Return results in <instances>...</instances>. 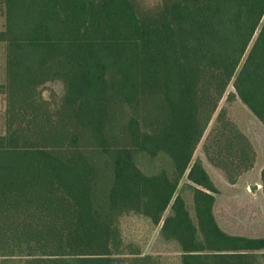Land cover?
Instances as JSON below:
<instances>
[{
    "label": "trees",
    "instance_id": "1",
    "mask_svg": "<svg viewBox=\"0 0 264 264\" xmlns=\"http://www.w3.org/2000/svg\"><path fill=\"white\" fill-rule=\"evenodd\" d=\"M1 1L0 264H154L125 252L131 212L161 225L181 264H264V237L221 228L193 159L231 84L227 99L264 124V0ZM56 80L64 91L46 96Z\"/></svg>",
    "mask_w": 264,
    "mask_h": 264
},
{
    "label": "rangeland",
    "instance_id": "2",
    "mask_svg": "<svg viewBox=\"0 0 264 264\" xmlns=\"http://www.w3.org/2000/svg\"><path fill=\"white\" fill-rule=\"evenodd\" d=\"M152 6L158 0H143ZM140 3L143 4L140 0ZM4 3L0 0V30L5 28ZM7 46L0 42V86L6 80ZM61 94L64 87L60 81L48 83L46 96ZM234 92L232 84L220 102L205 134L196 147L193 159H199L218 188L214 214L221 228L232 234L264 237V191L262 170L264 168V124L254 115ZM52 93V95H50ZM50 100H53L52 98ZM56 101V100H55ZM224 109V117L218 123L217 115ZM224 118V121H223ZM7 129V98L0 88V135ZM253 156V165L245 168L247 157ZM184 176L178 185L194 222H197L193 192ZM170 207L164 217L171 214ZM125 252L135 256L151 255L154 264H181V250L176 241L165 238L161 225L153 224L140 213H129L120 219ZM127 254V253H125ZM138 264V263H135Z\"/></svg>",
    "mask_w": 264,
    "mask_h": 264
}]
</instances>
